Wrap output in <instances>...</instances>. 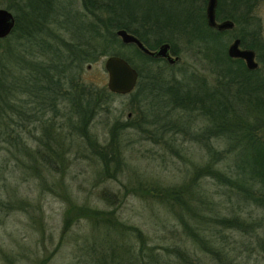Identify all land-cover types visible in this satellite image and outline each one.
Wrapping results in <instances>:
<instances>
[{"label":"rangeland","instance_id":"obj_1","mask_svg":"<svg viewBox=\"0 0 264 264\" xmlns=\"http://www.w3.org/2000/svg\"><path fill=\"white\" fill-rule=\"evenodd\" d=\"M2 2L17 28L0 38L15 84L0 122V264H264V204L236 174L248 186L264 158V0H217V19L234 22L221 32L207 26V0H165L174 64L122 43L82 0H56L28 30L23 0ZM238 37L256 71L228 56ZM116 53L143 77L126 94L107 87ZM54 74L73 88L61 103ZM194 91L210 112L185 102Z\"/></svg>","mask_w":264,"mask_h":264},{"label":"trees","instance_id":"obj_2","mask_svg":"<svg viewBox=\"0 0 264 264\" xmlns=\"http://www.w3.org/2000/svg\"><path fill=\"white\" fill-rule=\"evenodd\" d=\"M2 1L3 0H0L1 4H3ZM23 2L25 3L24 9L26 10V13H27V15L24 16V20L27 25L26 30L34 28L31 26H35V24L37 25L38 23L37 20H39L40 16H43L44 14L48 15L53 10V6H55L56 4V0H23ZM82 2H83L82 4H83L84 9L88 13L89 12L93 14H96L99 12L106 13L107 18L105 19V25L111 31V33L115 31V29L123 28L127 30L128 32L136 35L148 48H149V44L146 42V39H145V37L148 36V30H151L152 32H154L156 36H158L157 43L166 41L164 40L165 37L161 32V30L164 29V25H166L164 24L166 23V17H164V15L166 14L165 0H82ZM21 9H22V6H21ZM34 15H38V16H34ZM161 25L163 26V29H161ZM16 26H17V19H16L15 27L12 30V32L17 28ZM183 32L187 33L188 31L184 30ZM114 35H115V32H114ZM241 40L243 42V39ZM131 45L135 46L134 44H131ZM170 50L173 55H178L177 52L174 50V48H171ZM116 55L122 56L121 54H118V53H116ZM145 55L153 61H158V60L163 59V58H154L147 54ZM122 57H125V56H122ZM125 58L128 61H130L128 57H125ZM84 61L87 62L88 60L84 58ZM246 70L250 71L247 68ZM138 73H139L138 82H141L143 77L141 78L142 75L140 71H138ZM54 76H55L54 82H56L58 85L57 87H53V88L51 87V85H49V89H50L49 92L54 94L55 98L56 96H60V95L62 97H68L73 88H69L67 91L65 89L67 88V84L71 80L67 82L66 80H64V78H62L58 74H54ZM7 80H8V74L5 73V71L2 68H0V122H1L2 115H4V113L7 111L6 109L7 96H10V95L12 96V94L15 91V84ZM260 86H261V83H260ZM260 86L259 84H254L253 89H256ZM43 91L44 90L41 89L40 92H43ZM85 93L87 92H85L84 90L83 92L76 94V97H79V95L82 96V94L88 95ZM203 93H206V92L194 91V94L193 92H191L190 94L186 92L185 102L190 104L189 99L192 96L194 102L198 103V107H195V108L197 109L204 108L206 111L210 112L208 109H206V104H207V102H205L206 94H203ZM46 94L47 92H43L42 96H45ZM256 97L257 99H255L256 103L254 105H260L263 107L261 111H256V112L263 113L264 112V100L261 98V96H256ZM56 99L59 100V98H56ZM88 102H89L88 105L90 106L91 102L90 101ZM57 103H61V100H59ZM247 110L248 109H246V111ZM88 115H90V113ZM217 118H221V117L218 116ZM229 118L230 117L225 119V117H223V121H224L228 136L232 137L233 134L235 133V129L229 130L227 128L226 121ZM234 123H235V127H237L236 125L237 122L234 121ZM245 143L248 145H252L251 142H245ZM261 152H264V149ZM258 162L260 163V166H259L260 169L258 172L253 173L250 179H248V181L251 182L248 186L247 184L249 182L241 181V170L239 166H237V172H239V173H236L238 175L237 182H238V187L245 192V196L247 195L248 198L254 199L255 201H258L264 204V158L262 159L259 158ZM255 179L260 182V185L258 186V191H253L252 189V187L254 186L253 180ZM187 200L189 202V199H186V198L181 200L182 205L188 206V204L185 203V201L187 202ZM238 224L239 223L237 221H234L233 223H228V225L230 226H238Z\"/></svg>","mask_w":264,"mask_h":264},{"label":"water","instance_id":"obj_3","mask_svg":"<svg viewBox=\"0 0 264 264\" xmlns=\"http://www.w3.org/2000/svg\"><path fill=\"white\" fill-rule=\"evenodd\" d=\"M217 0H207L205 8V19L209 27L217 30L232 29L234 22L232 20L216 21ZM15 17L13 13L3 7H0V38H5L13 30ZM116 35L124 44H134L141 52L154 58H163L168 64H174L179 60L178 55L171 53L169 42L161 43L157 48H148L136 35L120 28L115 31ZM240 39L235 38L227 48V54L231 58H240L245 62L249 70L257 68L258 63L255 60L254 50L251 48H241ZM89 67V66H88ZM104 68L108 74L107 87L110 92L126 94L131 92L137 84L139 73L125 58L119 55H110L106 58Z\"/></svg>","mask_w":264,"mask_h":264},{"label":"flooded vegetation","instance_id":"obj_4","mask_svg":"<svg viewBox=\"0 0 264 264\" xmlns=\"http://www.w3.org/2000/svg\"><path fill=\"white\" fill-rule=\"evenodd\" d=\"M227 19H229V18H221L220 17V19H217V16H216V21L217 22H221V21H223V20H227ZM229 20H232V19H229ZM233 21V20H232ZM208 26V25H207ZM208 28H210L211 30H213V31H216V32H221V31H225V30H217L216 28H213V27H209L208 26ZM226 30H229V29H226ZM239 38V37H238ZM240 39V38H239ZM240 41H241V43H240V47L241 48H251L252 50H254V53H255V60H256V62L258 63V61H257V53H256V51H255V49H253L252 47H249V46H244V45H242L243 43H242V40L240 39ZM232 59H238V60H240V61H242L244 64H245V62H244V60L243 59H240V58H232ZM258 67H259V63H258V66H257V68L256 69H254V70H250V71H256L257 69H258ZM247 68V67H246Z\"/></svg>","mask_w":264,"mask_h":264}]
</instances>
